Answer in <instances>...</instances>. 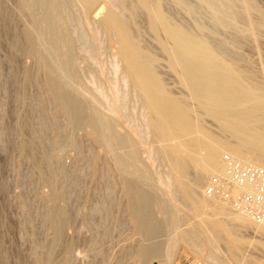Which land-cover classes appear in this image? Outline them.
<instances>
[{"label": "bare ground", "instance_id": "obj_1", "mask_svg": "<svg viewBox=\"0 0 264 264\" xmlns=\"http://www.w3.org/2000/svg\"><path fill=\"white\" fill-rule=\"evenodd\" d=\"M254 4L247 0H0L1 45L6 44L10 49L4 51L9 52V61L13 63L16 55L13 37L21 36L26 55L38 63L46 87L70 125L75 126L79 119L76 110L82 102L92 105L87 115L88 136L110 155L122 176L121 190L127 198L125 211L140 237L137 255L146 264L154 258L174 264L178 244H193L189 235L196 233L202 235L204 244L213 253H218V245L223 242L229 260L234 262L238 261L242 242L235 227L264 235V222L257 223L230 202L204 192L210 175L226 177L224 152L242 164L264 169V81H258L251 71L239 66L242 56L230 48L239 46L244 33L252 34L255 40L257 28L264 27V17L260 22L253 19L252 13L257 10ZM18 22L22 23L20 29ZM228 31L240 34L223 35ZM106 52L105 63L102 56ZM106 64L109 69L105 68ZM85 73L91 80L107 76L108 93L102 89L103 85H95V80L90 81L92 86L88 83L91 87L83 84ZM24 75L23 81L28 83L30 75L26 72ZM129 97L139 105L140 126L131 125L133 121L123 114ZM131 110L134 113L135 109ZM37 113L40 115L39 108ZM44 144L42 141L41 145ZM28 147V141L23 142L22 149ZM58 155L61 157V153ZM46 157L48 161L59 158ZM155 157L166 171L165 178L147 164H152ZM52 167L37 170L51 187L48 200L54 212L49 211L48 221L55 228L57 241L69 217L67 208L56 205L64 192L54 178L64 168ZM67 173L70 177V172ZM250 190L248 185L233 187L234 194ZM175 192L187 206L188 215L196 220L194 227L198 230L181 229L178 217L183 208L174 202ZM161 200L170 203L173 210L168 211L165 220L157 217ZM45 259L39 256L35 264H46Z\"/></svg>", "mask_w": 264, "mask_h": 264}, {"label": "rangeland", "instance_id": "obj_2", "mask_svg": "<svg viewBox=\"0 0 264 264\" xmlns=\"http://www.w3.org/2000/svg\"><path fill=\"white\" fill-rule=\"evenodd\" d=\"M247 1L252 4L255 3L254 5L257 8V10L253 11L252 13L253 19L258 22L262 21L264 17V0ZM20 24L22 27V23L18 22V29L21 28ZM239 34L240 33L236 31L223 32V35L229 37ZM241 36L242 39L239 42V46H230V48L235 54H239L242 56V60L239 61V66L245 68L248 71H251L258 81L263 82L264 27L257 28V31L255 32V40L251 38L252 34L250 33H244ZM13 38L14 40L16 39L14 41L16 46V52L14 54L16 55H14L15 60L13 63L9 61V52H4L7 49L10 51V49L6 44H3L6 48L5 50H3L4 47L3 45H1L2 40L0 38V45L2 46H0V57H2L0 58V144H3L2 146H0V264H35L36 260L39 259V256L43 259L46 258V264H146L137 255L140 244V237L136 235V231L132 223L130 222L128 212L125 211L127 209V198L121 190L122 176L120 175L119 171L115 169L116 167L113 164V161H111L112 159L110 155L105 152L104 148L95 144L88 136L87 130L89 128L87 126V115L89 111L92 110V105L86 102H82L80 104L81 106H78L76 110L78 112L77 115L79 117V121L77 120L75 126L70 125L66 114L63 113L60 106L53 100L48 88L46 87L43 75H41L42 73H40L41 71L38 63L34 58L26 55L25 45H23V39L18 35ZM18 44H20L19 48ZM24 59H26V61ZM107 59L108 58L106 52L102 56V61H105L106 63ZM5 62L10 66V69ZM105 66L106 69H109L108 64H106ZM14 70H16V72H14ZM27 71H29L30 73H28ZM25 72L30 75H28V83H25L23 81ZM3 74L5 77L3 76ZM105 78H107V76H99L94 78V81L93 79L91 80L89 74L85 73L82 75L81 81L87 87H91L92 84L90 83V81H94L95 85H103L102 89L108 93L109 89L107 86H109L108 84L110 82L108 83V80ZM105 81L107 82V85ZM88 83H90L91 86H89ZM2 86L4 87V89ZM32 86L34 87V89ZM19 87H21L20 90ZM11 88H13L14 90ZM119 88H121V85H119ZM32 90L36 91L34 92L38 101L35 99L33 95L34 92H32ZM40 97L41 99H39ZM133 99V97H129L125 101L126 105L123 114H125L126 117L129 118L131 123L133 121L131 125L140 126V108H137L139 107V105L137 101L135 99L134 101ZM37 105H39V107ZM134 105L136 106V108ZM89 106L91 107L90 110ZM38 108L40 115H37ZM131 109H135L134 113L131 112L133 111ZM32 111L34 114L30 113ZM82 114L86 115V117ZM38 119L40 121H38ZM44 120L46 123L43 122ZM34 121L35 123L37 121V124H39L40 126L35 124ZM22 127H24V129ZM40 128L41 130L43 129L41 132ZM58 135L60 137H58ZM35 136L37 142L35 141ZM57 137L60 138L59 141H57ZM43 139H45V141ZM41 140L43 141V144L45 143L44 145H41ZM27 141L29 143V147L27 148V150H23L22 144L23 142ZM34 143H37L38 146ZM60 144H62L63 146ZM64 146L66 151L63 149ZM33 147L36 150L38 148L39 149L36 151ZM47 147L49 148V150ZM60 148L62 149L61 152ZM44 150L46 154L44 153ZM56 150L59 152L56 153ZM38 151H40L41 155H39L40 153ZM60 153L61 157H59L58 155ZM46 155H56L59 158L57 160L52 159L48 161ZM225 155H227L226 152L222 154V157H224ZM35 156L37 157L35 158ZM143 159L146 160V155H143ZM43 161L46 164H44ZM151 161L152 164L151 162L147 164H150L149 166L152 165V167H154L152 168V170H156L155 172L160 173L161 176L165 178L164 176L166 174V171L164 170V168H162L163 165L161 164V162L156 157ZM47 162H51V164ZM52 165L54 167L56 166V169L64 168L61 169L62 174L60 173L57 175V177H55L56 179L54 178L57 187L64 192L58 197L56 205L57 207H63L65 209L67 208L65 212L69 217L68 222L63 228L61 238L57 241L54 240V237L56 235L55 228L48 221L50 212H54L50 209L52 202L48 200L50 198L49 196H51V187L46 181H44L37 170L38 168H41L46 171L51 168ZM67 172H70V177L68 176ZM157 173H154V175H156ZM30 175L31 177H28ZM211 176L212 175H210L209 177ZM156 177L157 176H154V178ZM209 177L206 180L205 186L209 180ZM72 180L74 181L72 182ZM71 183H73L74 186ZM119 191H121L120 194ZM173 198L175 199L174 202L179 203V207L183 208L181 214L178 217L181 229L189 231L192 229V227L194 229H197L196 225L194 227V224H196V220L188 215L189 212L188 210H186L187 206H185L184 202L181 200L180 194L175 192L173 194ZM124 204L126 205V208H124ZM168 204L169 206H167ZM22 205H25L26 208ZM102 206L105 208V210ZM158 208L159 212H157V217L160 220H163L164 218L168 219L169 213H172L171 211H173L170 203H168L166 200L164 202L161 200V203L158 202ZM184 208L186 211L184 210ZM39 215L40 217H38ZM180 217L182 218L180 219ZM190 221L191 225L189 224ZM186 224L188 227L185 226ZM234 229L237 237L242 241L241 248L237 253L236 259H238V261L231 262L229 260V255L223 242L218 245V253H213L212 250L207 245H205L206 243L204 240H202V235L200 236L198 233H196L193 235H189L190 240L192 243L194 242L193 244L196 243L197 245L195 244V248H199L200 250L201 246L203 245L202 250H196L191 243L180 242L176 247V254L173 256L174 264H264V235L261 236L258 233H254L253 230L251 231V229L240 230V228L238 227H235ZM200 239L202 241H200ZM136 245L138 248L136 247ZM41 246L43 248H41ZM48 250H51L50 254ZM41 252L44 257H41ZM208 252H210V254ZM211 253L215 255L216 258H214ZM216 254H218L219 256ZM48 255L50 257H48ZM220 255L224 257L222 258ZM208 256L210 257L208 258ZM212 257L214 258L215 263H213ZM242 259H244V261ZM240 260L242 261V263ZM149 264H164V262L160 259L154 258L149 262Z\"/></svg>", "mask_w": 264, "mask_h": 264}, {"label": "built area", "instance_id": "obj_3", "mask_svg": "<svg viewBox=\"0 0 264 264\" xmlns=\"http://www.w3.org/2000/svg\"><path fill=\"white\" fill-rule=\"evenodd\" d=\"M226 177L213 175L209 178L204 192L207 196L219 197L249 215L257 223L264 222V169L245 165L229 155L223 157ZM250 186V191L233 193L234 186Z\"/></svg>", "mask_w": 264, "mask_h": 264}]
</instances>
